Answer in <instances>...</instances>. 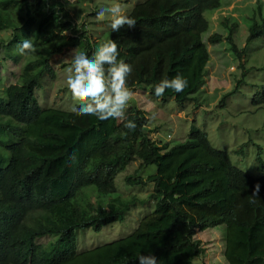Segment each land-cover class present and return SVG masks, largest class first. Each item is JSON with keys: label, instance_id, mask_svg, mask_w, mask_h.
<instances>
[{"label": "trees", "instance_id": "16d2710c", "mask_svg": "<svg viewBox=\"0 0 264 264\" xmlns=\"http://www.w3.org/2000/svg\"><path fill=\"white\" fill-rule=\"evenodd\" d=\"M223 2L140 0L128 7L136 26L111 29L102 42L115 40L118 59L133 66L129 89L155 96L154 85L179 74L188 80L184 91L168 89L158 98L174 99L181 108L191 102L211 60L205 14ZM223 26L230 52L244 67L238 34L248 45L264 39L263 8L254 9L244 32L229 19ZM23 38L32 40L34 55H20ZM223 40L219 34L210 39ZM97 45L75 27L62 0H0V264H140L141 254H151L156 264H205L197 233L219 226L227 264H264V176L236 167L207 131L195 124L188 139L171 146L152 137L146 116L132 105L104 121L42 106L37 90L45 75L57 77L53 60L73 47L91 55ZM16 64L23 66L19 82L6 84L4 73ZM241 84L239 79L237 89ZM259 88L252 103L264 109V84ZM129 120L135 131L124 127ZM137 161L143 169L156 165L157 172L145 178L137 171L127 176L128 185L151 184L154 191L147 199L113 196L119 175ZM148 202L153 208L133 234L79 253L78 231H100ZM53 235L59 238L39 243Z\"/></svg>", "mask_w": 264, "mask_h": 264}, {"label": "rangeland", "instance_id": "374dc122", "mask_svg": "<svg viewBox=\"0 0 264 264\" xmlns=\"http://www.w3.org/2000/svg\"><path fill=\"white\" fill-rule=\"evenodd\" d=\"M80 1L62 0L73 17L75 27L87 34L93 44H100L105 40L104 34L111 30L112 16L107 12L103 16H97V9L118 3L122 14H128V7L140 0H84L83 3ZM257 6H261L264 11V0H224L221 9L207 11L205 16L210 22V30L205 33L204 41L211 54V60L207 66L204 84L184 108H181L174 99L167 103L142 87H134L130 89L132 97L125 110H129L131 105L141 110L148 120L147 128L152 137L160 139L164 144L170 143L171 146L188 139L196 124L209 133L211 143L216 149L228 152L236 167L245 171H250L248 167L255 169L250 172L256 177H261L264 176V170H259L261 163L264 162V109L254 106L252 99L260 90L259 85L264 84V39L248 45L247 36L242 40L240 33L238 34L241 48L246 49L243 67L235 61L229 50L227 43L229 30L223 26V22L229 19L231 24L238 22L242 25L239 31L244 32L243 27L245 23H250ZM84 24L87 26L82 28ZM216 34L223 35V42L213 44L210 41ZM66 35L74 36L72 31H67ZM1 36L5 37V34ZM74 49L83 51V47L69 48L63 55L53 60L57 72L55 79L48 75L44 76L42 86L37 90V94L45 100L41 102L43 107L73 111L77 104L84 102L74 100L66 84ZM2 56L3 49L0 47V57ZM22 68L21 64H16L10 68L11 71L5 72L3 76L5 83H18ZM239 79L242 80V84L237 89ZM143 167V164L137 161L128 171L120 174L117 178L118 192L113 196L138 195L142 199H147L154 191L153 185L130 187L126 181L127 176L137 171L145 178L157 172L154 164L144 169ZM113 196H108L107 199ZM153 205L152 202L136 205L127 213L124 220L109 224L100 231L95 229L78 231L79 253L130 236L137 229L140 220L152 210ZM223 231L224 228L219 226L197 233V238L203 242L205 248L203 255L205 264H227L223 252ZM58 238L59 236L55 235L47 236L39 240V243H48Z\"/></svg>", "mask_w": 264, "mask_h": 264}, {"label": "clouds", "instance_id": "9594fccd", "mask_svg": "<svg viewBox=\"0 0 264 264\" xmlns=\"http://www.w3.org/2000/svg\"><path fill=\"white\" fill-rule=\"evenodd\" d=\"M106 12L112 16L110 27L113 32L120 31L125 25L128 28L136 26L135 18L122 14L118 3L111 7L102 6L96 14L103 16ZM18 51L22 56L34 55L36 48L30 38H23ZM119 55L118 45L113 39L98 44L91 55L87 51L73 50L66 84L74 100L84 101L73 108L74 112L81 116H95L101 121L123 115L132 97L127 79L133 72V66L118 59ZM187 86L188 80L177 74L172 79H162L154 85V94L163 97L168 89L181 93ZM124 127L135 131L137 125L134 120H129ZM259 191L260 185L257 184L253 195H258ZM137 259L140 264H156V258L151 254H141Z\"/></svg>", "mask_w": 264, "mask_h": 264}]
</instances>
